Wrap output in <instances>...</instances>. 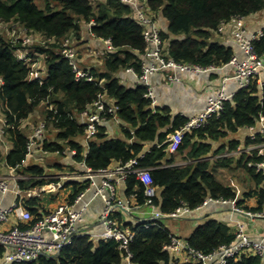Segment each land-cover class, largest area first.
I'll list each match as a JSON object with an SVG mask.
<instances>
[{
  "label": "trees",
  "instance_id": "1",
  "mask_svg": "<svg viewBox=\"0 0 264 264\" xmlns=\"http://www.w3.org/2000/svg\"><path fill=\"white\" fill-rule=\"evenodd\" d=\"M55 7L46 0L39 6L35 0H0V23L9 27L24 28L32 37L39 34L44 44L32 42L22 46L13 44L0 31V103L6 119L4 134L9 137L12 149L5 163L16 172L30 176L45 174L43 166H19L26 153L27 134L21 128L45 101L53 104L56 112L45 104L44 120L55 130L54 140H41L42 149L50 153L67 146L76 150L72 157L84 161L93 171L124 163L137 158L139 166L150 168L155 192L153 203L162 213H169L185 203L194 209L207 197L232 199L250 211H264V169L256 163L264 161L257 150L238 155L208 159L224 151L247 147L264 142V130H258L243 141L234 137L242 128H256L264 117V83L259 76L239 88L229 100L224 101L218 114H213L199 128L184 133L176 152L184 154L185 165L162 166L168 156V133L180 129L189 119L177 115L171 121L169 113L152 109V100L147 97V87L139 82L128 87L120 82L117 72L131 67L140 74V54L144 52L143 28L134 18L130 7L118 0H54ZM153 15L161 13L166 19V28L160 29L165 48L163 55L176 62L200 66H222L233 56L234 50L213 39L222 22L233 17H246L264 9V0H147ZM155 17V16H154ZM91 24L90 32L95 38L109 39L104 57V70L87 69L92 80H76L68 60L60 53L64 38L80 39L83 24ZM254 52L264 60V28L262 34L252 41ZM27 51L42 64L43 81L30 80V63L18 60L16 49ZM79 61V54L77 53ZM43 62V63H42ZM98 93H105L118 106L117 117L123 122L122 136L109 137L104 123L87 141L84 155L85 131L74 115L87 108ZM166 112H169L166 110ZM71 114L73 118H71ZM168 127L166 132L159 130ZM253 137V139H252ZM156 141V142H155ZM221 141L213 149L212 142ZM155 142L143 152L145 143ZM143 152V155L140 153ZM45 183L44 179L19 180L22 190H32ZM126 196H134V202L143 205L147 199L145 185L133 174L124 181ZM89 186V182L74 183L68 199L72 201ZM255 200L253 206L246 202ZM39 196H17L25 209L33 215L34 222L43 208ZM44 210V208H43ZM122 226L134 232L129 244L132 264H169L172 256L164 248L170 242V232L162 220L146 227L144 222L125 221L119 211L112 213ZM23 225V224H20ZM234 231L222 221L207 219L196 226L186 239L203 253H210L220 245L234 239ZM5 249L0 245V258ZM125 252L114 239L93 238L88 233L76 235L57 257L41 256L34 262L10 264H123ZM226 264H264V258L251 252H241L227 259Z\"/></svg>",
  "mask_w": 264,
  "mask_h": 264
},
{
  "label": "built area",
  "instance_id": "2",
  "mask_svg": "<svg viewBox=\"0 0 264 264\" xmlns=\"http://www.w3.org/2000/svg\"><path fill=\"white\" fill-rule=\"evenodd\" d=\"M121 3L128 5L132 11L134 18L143 28V37L145 40L144 52L149 55L150 63L142 65V69L138 78L141 83L147 87L145 94L151 100L153 92L149 85V76L151 73L162 71L165 69H173L178 71H187L196 74L211 73L219 70L226 65L234 67L233 76H224L222 86L217 92L215 98L208 100L206 108L199 112L194 117L190 118L180 129L175 130L168 138V151L176 152L182 141L185 132L201 127L209 117L213 114H218L223 103L233 97L234 93L225 92V83L231 78L239 80L240 88L249 84L252 78L259 76L260 86L264 83V60H262L253 49L252 41L262 34V31L256 35L249 36L243 23V17H233L227 22H222L217 31L221 30L226 23L231 24V33L238 44L239 48L244 53L243 59H238L233 56L226 64L222 66H200L192 63L176 62L172 59H167L163 55L165 48L164 42L160 35L159 26L155 20L153 13L149 10L147 0H118ZM92 23L89 24L91 26ZM3 23H0V27ZM1 30V29H0ZM10 39L17 46L20 43L22 46L34 42L33 37L28 34L24 28L16 29L15 26L8 28ZM109 48L111 43L109 39L104 40ZM39 43L44 44L42 40ZM60 53L66 58L75 73L76 80L85 78L92 80L91 75L87 70L83 69L77 59V51L72 45V40L69 37L63 39L60 47ZM16 57L18 60L29 62L30 70L28 78L38 81L42 84L43 68L40 65L38 58H33L31 54L20 48L16 49ZM126 70L133 72L134 69L128 67ZM169 75V78H172ZM105 93H98L95 99L88 105L87 108L76 112L74 118L84 128L85 145L84 155L87 151V141L94 136L98 131V126L105 121L117 118L118 106L115 102H108ZM47 108L54 113L56 109L53 104H48L45 101ZM152 104V103H151ZM2 111V109H1ZM71 118L73 115L71 114ZM6 119L3 116L1 133H4L3 126ZM47 124L45 120L40 121L27 136L26 153L19 166L27 164V161L36 153L49 154L50 152L43 150L41 140L45 136ZM251 136L258 130H264V117H261L256 128H251ZM253 139V137H252ZM257 150L259 155H264V142L253 143L247 147L239 146L235 150L224 151L215 156V158L235 156L242 152H250ZM64 155L69 154L72 157L76 154L75 149L65 146L61 152ZM188 161L182 162L179 165H185ZM86 169V178L89 186H92L93 197H101L104 201V207L100 214V224L102 225V238L114 239L118 242L119 248L125 252L123 263L132 264V254L129 250V244L134 238V232L128 226H122L117 219L113 217L114 211L129 212L138 205L134 202V196H131L130 201H119L116 198L117 184L120 181H125L128 175L133 174L136 179L140 180L146 187L145 194L147 199L144 205L151 207V215L147 218H138L136 222H144L145 226L154 225L155 220H161L165 217L180 218L190 214L195 209H200L209 204L226 205L231 212L242 217L250 219H264V211H250L238 206L235 200L222 198H205L200 205L191 209L185 203H182L176 209L169 213H162L153 203L152 196L154 188L152 187V177L150 168L139 166L138 159L132 158L124 163H117L113 167H107L93 171L84 161L78 162ZM258 168L264 169V161L256 163ZM12 174L9 176L0 175V194H5L12 190L9 186V179L14 181V192L17 195L21 194V189L18 185L19 180L29 179H44L45 183L36 186L41 190L53 192L55 189L61 188L63 180L68 178L67 175H39L30 176L25 173L16 172V168H12ZM97 178L99 181H97ZM88 186V187H89ZM88 187L78 194L72 201H64L58 204L55 208L41 214L34 222L33 215L24 208L21 202H14L7 208L0 207V245L4 247L5 252L0 258V264L34 262L41 256L57 257L61 250L70 244L73 238L84 232L80 228V222L88 208L90 201H85L84 196ZM29 192L33 191L30 190ZM31 194V195H32ZM36 196V195H35ZM91 200V199H90ZM10 216H14L18 222L7 226ZM23 224V225H20ZM234 239L227 244L220 245L210 253H203L193 248L186 239L170 235V242L165 245V249L172 256L169 264H226L230 257L239 255L241 252H251L264 258V232L258 238H251L245 227V223L239 219L235 220Z\"/></svg>",
  "mask_w": 264,
  "mask_h": 264
},
{
  "label": "crops",
  "instance_id": "3",
  "mask_svg": "<svg viewBox=\"0 0 264 264\" xmlns=\"http://www.w3.org/2000/svg\"><path fill=\"white\" fill-rule=\"evenodd\" d=\"M99 2H101V0ZM154 16L158 26H160L161 28H166L167 22L166 19L161 15V13L159 12ZM243 23L249 36L256 35L257 33L261 32L264 28V9L257 13H253L249 16L243 17ZM80 35V39H75L73 37L71 38L72 45L79 54L80 66L85 70L94 68L97 72H102L104 70V57L107 48L109 47L104 40L102 41V39L100 40L98 38H95L93 34H91L89 24H83ZM213 39L223 45L231 46L234 50V56L238 59H243L245 57L243 51L239 48L238 44L232 36L230 23H226L221 30L215 32ZM139 56L141 59V65H147L150 63V57L145 52H143ZM40 65L42 67V64ZM126 69L127 68L119 70L117 72V76L119 77L120 82L123 85L134 87L137 83L140 82L138 78L139 74L135 70L131 72ZM169 75H172L173 77L169 78ZM233 75L234 67L231 65H226L223 68L211 73L202 74H196L187 71L181 72L178 70H173L171 68L151 73L149 76V85L153 92L151 108L158 109V111L162 113H169L171 121L177 115H181L186 117L187 119H190L206 108L209 99L216 97L217 92L222 86L223 77ZM1 82L2 81L0 78V84ZM239 88L240 83L236 78H231L225 83V92L228 94L236 92ZM106 98L108 102H115L114 99L109 96H107ZM1 109L2 108L0 103V129L2 128L3 120V113ZM44 109L45 104L41 103L36 108L34 113L29 116V118L22 121L21 128L24 130L27 136L30 134L28 132L32 131V129L34 128L32 117L44 120ZM40 110H42L41 114L39 113ZM166 110L169 112H166ZM122 125L123 122L119 117L113 120L111 119L105 121V132L109 137L122 136L120 129V126ZM168 127L169 126L161 128L159 131L166 132ZM173 132L167 134L165 139L166 141ZM249 133H251L250 129L242 128L234 135V137L243 141L244 137L249 135ZM47 136L48 135L45 132L44 139H47ZM155 142L145 143L143 152L149 150V148L152 147L153 143ZM220 144L221 141L212 142L213 149H216ZM11 149V140L7 135L0 132V175L5 174L6 176H9L13 173L12 168L7 166L5 163V157ZM143 152L140 153L139 156L143 155ZM170 154H173V152L168 151V155ZM216 155L210 154L206 158L216 159ZM47 156L49 155L38 152L27 161L26 165H39L43 166L45 169V157ZM173 156V161L170 163L166 161V159H169V157L167 156L162 162V166H174L187 161L185 160L184 154L182 153L175 152ZM188 162H191V160H188ZM52 165L53 166L49 168V170H45V175H67L68 178L66 180H63V185L61 188L55 189L52 192L55 195L43 194L40 197L41 199H43L42 206L44 208V210L42 208L39 211L41 214L55 208L58 204L69 200L68 197L73 190L74 183H83L85 181H88L86 178L87 172L85 167L76 162L69 154L59 156L57 159H54ZM114 165H116V163H113L110 167H113ZM11 178H8V181L9 186L12 190L3 195L0 194V207L2 208H7L12 205L16 201V198L18 196L14 192L15 183L13 180H11ZM97 181H99L98 178ZM88 189L89 190H87L85 193L84 200L90 202L80 222V228L84 233H88L93 238L98 239L102 238L103 228L100 224V214L104 207V201L101 197H93V190L91 185L88 187ZM29 191L30 190H22L20 196H32ZM116 198L117 200L122 202H131V196H126L125 194L124 181H120L117 184ZM246 203L249 206H253L255 204V200L250 199ZM145 207L146 205L143 204L141 206L134 207L129 212H119L121 213V216L125 221L135 222L138 218L150 217L151 210L147 211L148 209H146ZM207 219H216L222 221L231 229H233V231L235 229V220L239 219L245 223L247 233L251 238H258L259 235L264 232V219H250L239 216L231 212L230 208L226 205L222 206L217 204H209L200 209L193 210L190 214L184 217H165L161 220L165 228L168 229L171 235L187 239L194 228L202 224ZM171 220H181V222L177 221V224H174V222H172ZM17 222L18 220L14 216H10L7 222V226L16 224ZM180 223L185 226L183 228L185 229L184 232L181 233L182 235L180 234L179 230H176V225H181ZM170 225L175 228V231L171 230Z\"/></svg>",
  "mask_w": 264,
  "mask_h": 264
},
{
  "label": "rangeland",
  "instance_id": "4",
  "mask_svg": "<svg viewBox=\"0 0 264 264\" xmlns=\"http://www.w3.org/2000/svg\"><path fill=\"white\" fill-rule=\"evenodd\" d=\"M36 1V3L39 5V6H44V4H45V2H46V0H35ZM47 1H49L50 3H51V6H52V8L53 7H55V2H53L54 0H47ZM92 1V3L93 4H96L97 2H99L100 0H91ZM8 28H10L9 27V25H6V24H3L1 27H0V31H1V33L5 36V37H7V38H10L11 37V35L9 34V30H8ZM16 29H20V28H18V27H15ZM33 41L34 42H36V43H39V40H43V38L40 36V35H35V36H33ZM81 46V45H80ZM79 46V47H80ZM80 49H82V48H80ZM84 51V50H83ZM82 52V51H81ZM85 52V51H84ZM43 63V62H42ZM43 66V65H42ZM39 113L41 114L42 113V110H40L39 111ZM32 121H33V124H34V127L40 122V121H42L41 119H37V118H35V117H32ZM31 131H29L28 133H30ZM46 134L48 135L47 136V139L48 140H54V138H55V130L52 128V127H48L47 128V131H46ZM49 156H47V157H45V170H49V168H51L53 165V161H54V159H57L59 156H63L64 154H62V153H49L48 154ZM54 158V159H53ZM1 176H6L5 174H3V175H1ZM32 191H33V194H32V192H29L30 194H32V195H36V196H39V197H41L43 194H47V195H55V194H53L52 192H47L46 191V189L45 190H41V189H39V188H33L32 189ZM146 209H148L147 211H149V210H151V207L150 206H148V205H146V207H145ZM172 222H174V224H177V221H179V222H181V220H177V221H173V220H171ZM181 224V223H180ZM177 226V228H176V230H179L180 231V234L182 233V232H184V230L185 229H183L185 226L183 225V224H181V225H176ZM170 228H171V230L172 231H175V228L172 226V225H170ZM182 235V234H181Z\"/></svg>",
  "mask_w": 264,
  "mask_h": 264
}]
</instances>
